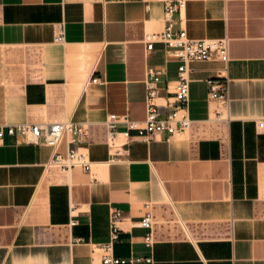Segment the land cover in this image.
I'll list each match as a JSON object with an SVG mask.
<instances>
[{"label": "crops", "instance_id": "1", "mask_svg": "<svg viewBox=\"0 0 264 264\" xmlns=\"http://www.w3.org/2000/svg\"><path fill=\"white\" fill-rule=\"evenodd\" d=\"M174 1L188 36L229 39V119L211 120L207 98L206 79L222 62H191L194 129L134 137L111 161L106 121L114 116L119 131L144 121L146 67L164 62L162 45L148 51L142 41L163 27L162 4L0 0V264H98L111 207L125 217L114 256L140 258L132 264L149 256L153 264H264V1ZM59 24L61 44L53 42ZM166 67L175 78L178 63ZM61 120L86 128L75 146L89 171L46 165L66 154V137L53 150L7 132ZM147 211L152 250L137 224Z\"/></svg>", "mask_w": 264, "mask_h": 264}, {"label": "built area", "instance_id": "2", "mask_svg": "<svg viewBox=\"0 0 264 264\" xmlns=\"http://www.w3.org/2000/svg\"><path fill=\"white\" fill-rule=\"evenodd\" d=\"M146 0V8H149ZM162 4L163 27L160 30L146 31L142 41L145 49L150 51L155 45H162L165 55L164 62L159 65H148L145 70V119L141 124L128 122L126 130L119 131L116 128L117 121L110 116L106 121V142L112 150L110 160H117L127 150V145L134 137H139L149 142L155 135H162L166 140L175 134L193 130L195 123L189 117V83L190 63L204 60H218L223 66L215 78L206 79L208 88L207 98L212 103L211 120L225 124L229 119V80L226 77L229 56V39L217 38H192L187 32L178 27L177 13L180 1L174 0H153ZM264 1V0H263ZM53 42L61 44L64 42L63 24H59L54 35ZM168 62H177V73L175 78H167ZM91 83H101L97 76L90 78ZM167 95L161 97V91ZM161 99V101H160ZM214 105V106H213ZM257 128L264 132V120L257 122ZM131 130L135 134H131ZM9 134L25 135L33 144H44L56 150L64 137L67 139V152L64 156L54 153V156L47 162V166L58 167L62 170H69L73 166H80L89 171L91 162L85 152L77 146L79 138L86 133L82 125L73 124L70 120L47 121L41 123H20L9 125ZM3 132L0 129V137ZM125 217L121 210L111 207L109 210V235L104 242L98 243L96 249L100 255L98 264H125L139 261L140 258L129 259L117 258L114 256V244L119 239L122 230L121 225ZM146 232L143 235V244L152 250L154 244L153 224L154 220L150 211L145 212L142 219L137 223ZM148 264H153L151 256L144 258Z\"/></svg>", "mask_w": 264, "mask_h": 264}, {"label": "rangeland", "instance_id": "3", "mask_svg": "<svg viewBox=\"0 0 264 264\" xmlns=\"http://www.w3.org/2000/svg\"><path fill=\"white\" fill-rule=\"evenodd\" d=\"M214 106V105H213Z\"/></svg>", "mask_w": 264, "mask_h": 264}]
</instances>
